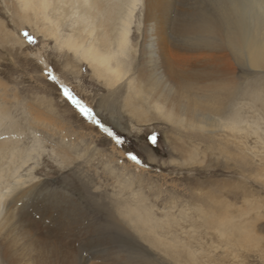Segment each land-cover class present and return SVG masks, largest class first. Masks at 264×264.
I'll return each mask as SVG.
<instances>
[{"label": "rangeland", "instance_id": "obj_1", "mask_svg": "<svg viewBox=\"0 0 264 264\" xmlns=\"http://www.w3.org/2000/svg\"><path fill=\"white\" fill-rule=\"evenodd\" d=\"M131 20L134 47L139 2ZM48 22L36 21L22 0H0V103L20 126L26 156L0 190L17 176L34 181L11 213L56 256L53 264H264V126L257 134L196 133L163 120L137 122L125 90L116 93L55 37L42 36ZM246 75L234 76V105ZM136 204L157 223L151 233L123 214ZM218 222L230 229L226 237ZM17 258L0 254V264H25Z\"/></svg>", "mask_w": 264, "mask_h": 264}, {"label": "bare ground", "instance_id": "obj_2", "mask_svg": "<svg viewBox=\"0 0 264 264\" xmlns=\"http://www.w3.org/2000/svg\"><path fill=\"white\" fill-rule=\"evenodd\" d=\"M138 2L142 25L140 41L133 47L131 17ZM22 7L34 13L36 21H50L42 36L55 37L70 51L68 57L84 62L116 93L125 90L126 107L137 122L163 120L196 133L226 129L257 134L264 126V0H22ZM185 18L195 22L184 27ZM67 21L74 25L66 26ZM237 70L247 72L250 81L234 105L230 101L236 94ZM9 108L0 103V180L26 162L20 126L10 115L6 120ZM35 187L31 178L17 176L0 190V254L25 264H53L56 256L11 213ZM132 206L125 205L123 214H134L131 221L141 232L157 228L147 210ZM222 225L220 233L226 237L230 229L226 232Z\"/></svg>", "mask_w": 264, "mask_h": 264}, {"label": "snow or ice", "instance_id": "obj_3", "mask_svg": "<svg viewBox=\"0 0 264 264\" xmlns=\"http://www.w3.org/2000/svg\"><path fill=\"white\" fill-rule=\"evenodd\" d=\"M25 35L27 36V33H25ZM29 40L31 41V37H29ZM53 79H55V77H53ZM64 92H65V94H66L70 99H72L73 103H75L78 107L81 108V111H83V112H85V113H88L89 110L85 109V108L83 107V105H81L80 102H79L78 100H76L75 97H73V96L71 95V93L68 91V89L65 88V89H64ZM153 139H154V138H153ZM132 159H136V157L133 156Z\"/></svg>", "mask_w": 264, "mask_h": 264}]
</instances>
